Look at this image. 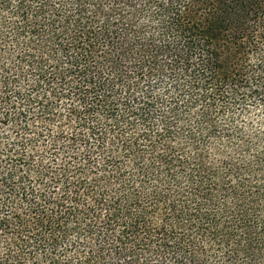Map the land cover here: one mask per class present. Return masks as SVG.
Listing matches in <instances>:
<instances>
[{
	"label": "clouds",
	"instance_id": "9594fccd",
	"mask_svg": "<svg viewBox=\"0 0 264 264\" xmlns=\"http://www.w3.org/2000/svg\"><path fill=\"white\" fill-rule=\"evenodd\" d=\"M0 264H264V0H0Z\"/></svg>",
	"mask_w": 264,
	"mask_h": 264
}]
</instances>
